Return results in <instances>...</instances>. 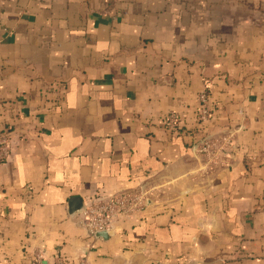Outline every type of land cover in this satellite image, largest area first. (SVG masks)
<instances>
[{
	"label": "crops",
	"instance_id": "0c3cea01",
	"mask_svg": "<svg viewBox=\"0 0 264 264\" xmlns=\"http://www.w3.org/2000/svg\"><path fill=\"white\" fill-rule=\"evenodd\" d=\"M6 132L0 264H264V0H0ZM141 189L107 237L69 211Z\"/></svg>",
	"mask_w": 264,
	"mask_h": 264
},
{
	"label": "built area",
	"instance_id": "2783aa9c",
	"mask_svg": "<svg viewBox=\"0 0 264 264\" xmlns=\"http://www.w3.org/2000/svg\"><path fill=\"white\" fill-rule=\"evenodd\" d=\"M208 86V85H207ZM211 99L207 87L199 93L198 113L196 124L198 127L188 129V133L199 132V128L212 116ZM183 116L175 111H170L164 119V127L170 133H175L182 126ZM210 147V140L204 136L199 142L193 145L198 151H207ZM11 149L10 134H0V162L9 157ZM144 190L138 192L124 191L110 197H94L85 202L84 207L79 211L88 234L96 236L99 231H109L113 228L115 221L121 217H132L143 211L148 204ZM63 259L57 256L54 261L48 260L41 252L35 253L31 264H62ZM79 264H86L81 260Z\"/></svg>",
	"mask_w": 264,
	"mask_h": 264
},
{
	"label": "water",
	"instance_id": "95a60500",
	"mask_svg": "<svg viewBox=\"0 0 264 264\" xmlns=\"http://www.w3.org/2000/svg\"><path fill=\"white\" fill-rule=\"evenodd\" d=\"M84 207V201L78 196H72L69 200V211L74 213L77 210H81ZM108 233L106 230L99 231L97 236L107 237Z\"/></svg>",
	"mask_w": 264,
	"mask_h": 264
},
{
	"label": "trees",
	"instance_id": "16d2710c",
	"mask_svg": "<svg viewBox=\"0 0 264 264\" xmlns=\"http://www.w3.org/2000/svg\"><path fill=\"white\" fill-rule=\"evenodd\" d=\"M211 110H212V109H211ZM202 128H203V126L201 125L199 129H202Z\"/></svg>",
	"mask_w": 264,
	"mask_h": 264
}]
</instances>
